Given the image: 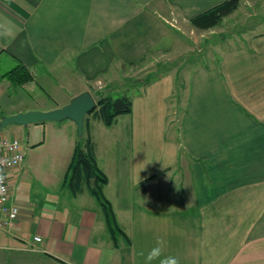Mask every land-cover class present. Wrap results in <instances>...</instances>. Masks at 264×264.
I'll return each mask as SVG.
<instances>
[{"label": "crops", "instance_id": "crops-1", "mask_svg": "<svg viewBox=\"0 0 264 264\" xmlns=\"http://www.w3.org/2000/svg\"><path fill=\"white\" fill-rule=\"evenodd\" d=\"M223 1L0 0V61L23 63L33 76L27 82L53 101L1 115L60 107L86 90H130L133 99L132 112L112 126L90 117L83 135L95 143L105 195L129 239L112 237L88 187L74 193L65 183L80 140L67 119L70 134L53 138L64 145L66 166L52 197L33 190L25 163L9 171L21 210L13 226L0 229V264H143L139 253L158 238L180 264H264V26L219 64L194 65L182 81V71L169 70L132 87L136 77L125 73L170 55L181 41L175 22L190 23ZM48 122L55 121L38 123L40 145Z\"/></svg>", "mask_w": 264, "mask_h": 264}, {"label": "rangeland", "instance_id": "rangeland-1", "mask_svg": "<svg viewBox=\"0 0 264 264\" xmlns=\"http://www.w3.org/2000/svg\"><path fill=\"white\" fill-rule=\"evenodd\" d=\"M175 22V18L172 17ZM178 27L176 33L180 36V42L168 55L165 53L156 57H149L145 62L138 66H130L125 73L132 74L136 77L128 82L132 87L143 84L149 78H152L159 72L182 71L180 80L182 81L187 72L196 64L207 63L219 64L229 50H234L238 42L251 36L253 33L260 32L259 26H264V0H242V4L237 12L225 19L221 26L213 29H195L189 22L176 21ZM230 52V51H229ZM14 66L8 65L0 61V115L9 111L12 107L36 105L42 103H53L48 92L36 82H24L21 85L4 75L8 71L13 70ZM6 72V73H5ZM129 72V73H128ZM120 75L124 72L118 73ZM124 83L123 80H116L113 83ZM137 82V83H135ZM64 95L62 89L58 90ZM130 90H119L114 92L115 96L129 94ZM60 95V96H61ZM59 98V95L55 96ZM173 100V99H172ZM176 103V104H175ZM179 102L173 101L170 105V119H174L179 113ZM177 113H176V112ZM69 120L48 122L50 130L47 131V139L44 144L40 145V141L45 136L44 130H40L39 124H31L18 128L17 126H6L0 131V135L19 136L22 140V148L25 151V167H29L32 172L31 186L34 191H45L47 197H52L54 191L60 186V180L63 177L65 164L59 158L63 153L61 149L63 144H57L53 138L59 134L69 133L70 130L66 126ZM172 121V120H171ZM54 123V124H53ZM37 127V128H35ZM31 136L29 137V131ZM75 135L78 139L83 140L86 137L80 135L76 130ZM89 135V134H88ZM105 161L102 160V164ZM58 174V183L52 174Z\"/></svg>", "mask_w": 264, "mask_h": 264}, {"label": "trees", "instance_id": "trees-1", "mask_svg": "<svg viewBox=\"0 0 264 264\" xmlns=\"http://www.w3.org/2000/svg\"><path fill=\"white\" fill-rule=\"evenodd\" d=\"M240 5L241 0H225L193 16L190 18V23L199 29L213 28L220 25L224 18L236 11ZM5 75H9L12 80L20 85L33 77L23 63H19ZM153 77L157 76L154 75ZM151 79L149 78L146 82ZM94 91L97 105L86 116L85 123L90 117H94L102 120L106 126H112L119 115L132 112L133 99L131 95L115 96L112 92L106 93L98 89ZM65 183L72 188L74 193H77L84 185L88 187L104 210L112 237L116 238L117 233H123L129 239L125 231L119 226L111 201L105 195L104 188L108 183V177L98 164L96 146L90 135L76 143L73 157L66 171Z\"/></svg>", "mask_w": 264, "mask_h": 264}, {"label": "water", "instance_id": "water-1", "mask_svg": "<svg viewBox=\"0 0 264 264\" xmlns=\"http://www.w3.org/2000/svg\"><path fill=\"white\" fill-rule=\"evenodd\" d=\"M97 100L91 91L86 90L74 96L68 103L55 108L42 110L30 109L19 111L10 115L0 116V131L11 124L28 126L29 124H38L46 121H64L72 120L77 126L80 135L84 133V124L86 116L94 110ZM94 182V179H92Z\"/></svg>", "mask_w": 264, "mask_h": 264}, {"label": "built area", "instance_id": "built-area-1", "mask_svg": "<svg viewBox=\"0 0 264 264\" xmlns=\"http://www.w3.org/2000/svg\"><path fill=\"white\" fill-rule=\"evenodd\" d=\"M18 136L0 135V229L13 226L18 221L20 207L12 201L9 171L19 167L25 159V151ZM40 240V237H35Z\"/></svg>", "mask_w": 264, "mask_h": 264}, {"label": "clouds", "instance_id": "clouds-1", "mask_svg": "<svg viewBox=\"0 0 264 264\" xmlns=\"http://www.w3.org/2000/svg\"><path fill=\"white\" fill-rule=\"evenodd\" d=\"M165 252V241L157 239L156 244L146 253L141 251L139 255L143 257V264H180L175 256H167Z\"/></svg>", "mask_w": 264, "mask_h": 264}]
</instances>
